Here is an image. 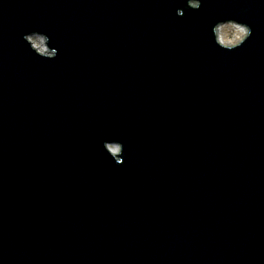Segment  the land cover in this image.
Returning a JSON list of instances; mask_svg holds the SVG:
<instances>
[{
	"label": "water",
	"instance_id": "95a60500",
	"mask_svg": "<svg viewBox=\"0 0 264 264\" xmlns=\"http://www.w3.org/2000/svg\"><path fill=\"white\" fill-rule=\"evenodd\" d=\"M0 264H264V0H0Z\"/></svg>",
	"mask_w": 264,
	"mask_h": 264
},
{
	"label": "clouds",
	"instance_id": "9594fccd",
	"mask_svg": "<svg viewBox=\"0 0 264 264\" xmlns=\"http://www.w3.org/2000/svg\"><path fill=\"white\" fill-rule=\"evenodd\" d=\"M193 8H198L199 5L193 3ZM218 33H221V43L227 45L229 49L233 48L234 46L240 45L247 37L251 36V29L248 27H240L236 25L235 23H230L220 29H217ZM232 33L235 34L236 39L234 41H227L226 36L227 34ZM33 43H36L35 40H33ZM37 48H39V44H36ZM52 55V54H49ZM113 151H119V149H113Z\"/></svg>",
	"mask_w": 264,
	"mask_h": 264
},
{
	"label": "bare ground",
	"instance_id": "6f19581e",
	"mask_svg": "<svg viewBox=\"0 0 264 264\" xmlns=\"http://www.w3.org/2000/svg\"><path fill=\"white\" fill-rule=\"evenodd\" d=\"M226 25H228V24H225V25H223V26H220L218 29H220V28H222V27H224V26H226ZM236 25H238V24H236ZM238 26H240V27H242L241 25H238ZM217 34V39H218V42H219V44H221V45H224V46H227L226 45V43L225 44H222L221 43V33H216ZM236 39V36H235V34H232V33H229V34H227V36H226V40L227 41H234Z\"/></svg>",
	"mask_w": 264,
	"mask_h": 264
}]
</instances>
